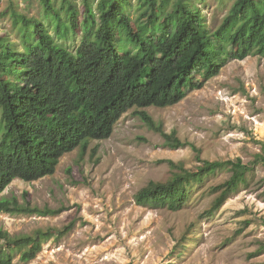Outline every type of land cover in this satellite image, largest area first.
Instances as JSON below:
<instances>
[{
  "label": "rangeland",
  "instance_id": "374dc122",
  "mask_svg": "<svg viewBox=\"0 0 264 264\" xmlns=\"http://www.w3.org/2000/svg\"><path fill=\"white\" fill-rule=\"evenodd\" d=\"M85 1L51 0L48 10L43 0H0V37L24 48L12 19L16 10L43 21L59 43L75 51L83 36ZM88 1L96 10L99 0ZM234 1L188 0L200 7L210 31L221 25ZM131 2L128 13L136 23L141 0ZM70 6L80 15L69 35L59 36L56 13L65 18ZM195 79L203 86L180 102L133 107L110 138L89 141L84 155L80 147L66 153L54 174L35 181L17 178L6 187L0 198L63 209L57 214L0 211V228L12 236L52 234L31 260L14 248L11 264H264V57L230 59L216 76L201 72ZM142 110L184 145L168 144L137 113ZM199 156L241 158L251 167L220 208L210 211L219 194L213 187L230 179L229 168L193 182L179 210L138 203V192L149 182L166 183L179 171L169 161L195 172L202 164ZM72 221L73 227L59 235Z\"/></svg>",
  "mask_w": 264,
  "mask_h": 264
},
{
  "label": "trees",
  "instance_id": "16d2710c",
  "mask_svg": "<svg viewBox=\"0 0 264 264\" xmlns=\"http://www.w3.org/2000/svg\"><path fill=\"white\" fill-rule=\"evenodd\" d=\"M43 2L53 9L51 0ZM131 6V0H99L95 10L86 0L83 36L75 51L59 43L40 19L12 11L24 48L0 37V195L14 179L35 181L52 175L66 153L80 147L84 155L89 141L110 138L131 108L174 105L189 90L203 86L197 74L216 76L230 59L264 57V0H235L214 31L205 27L200 7L188 0H141L136 23L128 13ZM79 15L76 6L66 10L65 18L56 13L59 36L69 35ZM137 113L162 132L168 144L184 145L146 111ZM198 158L202 164L195 172L169 161L179 171L166 183L149 182L138 192V203L179 210L193 182L229 168L230 179L213 187L219 193L210 209L214 211L251 169L241 158ZM62 210L0 198L3 212ZM50 235L39 230L36 235L12 236L0 228V241L5 242L0 244V264L12 263L14 248L23 260L33 259Z\"/></svg>",
  "mask_w": 264,
  "mask_h": 264
}]
</instances>
